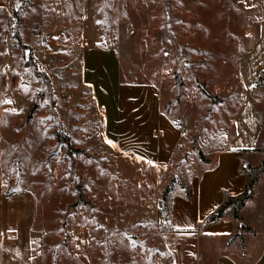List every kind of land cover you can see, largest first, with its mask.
I'll return each instance as SVG.
<instances>
[{"label":"rangeland","instance_id":"1","mask_svg":"<svg viewBox=\"0 0 264 264\" xmlns=\"http://www.w3.org/2000/svg\"><path fill=\"white\" fill-rule=\"evenodd\" d=\"M95 27L117 48L124 82L160 90L162 117L181 135L164 174L105 138L81 75ZM245 87L264 154V0H0V176L19 194L4 210L5 226L17 222L9 240H26L29 264H157L160 220L184 183L173 169L225 145ZM263 160L248 225L264 215Z\"/></svg>","mask_w":264,"mask_h":264},{"label":"crops","instance_id":"2","mask_svg":"<svg viewBox=\"0 0 264 264\" xmlns=\"http://www.w3.org/2000/svg\"><path fill=\"white\" fill-rule=\"evenodd\" d=\"M100 37L96 27L84 37L81 75L103 112L105 138L164 174L181 135L167 116L162 117L160 90L154 84L124 82L117 48L101 44ZM262 127L256 98L252 89L245 87L233 119V135L227 137L225 145L215 149L207 162L189 161L186 170L173 169L172 174L184 183L175 187L171 198L157 264H264V215L249 225L243 217L255 200L250 198L241 211L242 222L250 231H240L238 221L230 214L205 222L226 194L238 195L245 190L247 176L242 167L256 165L264 157L258 149ZM249 136L255 144L243 142ZM168 179H164V185ZM4 184L0 176V264H29L31 250L25 247L26 240L22 244L9 240L19 237L17 222L13 220L11 227L4 225L6 205L13 206L19 199V194L9 196ZM9 210L17 212L14 207ZM239 231L243 241L233 238ZM18 249L29 253L18 255Z\"/></svg>","mask_w":264,"mask_h":264},{"label":"trees","instance_id":"3","mask_svg":"<svg viewBox=\"0 0 264 264\" xmlns=\"http://www.w3.org/2000/svg\"><path fill=\"white\" fill-rule=\"evenodd\" d=\"M200 88L204 94H206L208 97H212L211 93L208 92L204 87L201 86ZM59 140L65 141L66 138L62 137V135H59ZM207 161H209V159L205 158L204 162ZM263 164H264V160L262 161V165ZM242 170L245 172L247 176V185L245 190L238 195L226 194L223 203H221L217 208H215L211 213H209V215L205 219V222L221 219L225 217L227 214H230L234 219L238 221L240 231L251 230L249 226L245 225L242 222L243 217L240 211L243 208V206L246 204V202L253 196V190L256 184V179L252 178L251 170H255V169L252 167V165L247 164L246 166H243ZM163 199H165V197H163ZM240 231L237 232L233 238L240 237L241 240L243 241V237L241 236Z\"/></svg>","mask_w":264,"mask_h":264},{"label":"built area","instance_id":"4","mask_svg":"<svg viewBox=\"0 0 264 264\" xmlns=\"http://www.w3.org/2000/svg\"><path fill=\"white\" fill-rule=\"evenodd\" d=\"M160 221H161L162 224L167 223V220L165 218L161 219Z\"/></svg>","mask_w":264,"mask_h":264},{"label":"snow or ice","instance_id":"5","mask_svg":"<svg viewBox=\"0 0 264 264\" xmlns=\"http://www.w3.org/2000/svg\"><path fill=\"white\" fill-rule=\"evenodd\" d=\"M7 103H11V101H6ZM109 144H112V142L111 141H107ZM113 146H115V145H113ZM149 163H151V162H149Z\"/></svg>","mask_w":264,"mask_h":264}]
</instances>
